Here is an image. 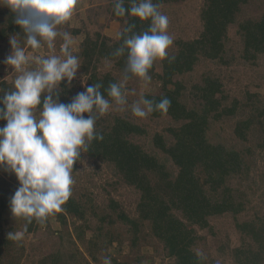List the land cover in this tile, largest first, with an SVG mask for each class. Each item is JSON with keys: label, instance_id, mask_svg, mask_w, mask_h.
<instances>
[{"label": "trees", "instance_id": "trees-1", "mask_svg": "<svg viewBox=\"0 0 264 264\" xmlns=\"http://www.w3.org/2000/svg\"><path fill=\"white\" fill-rule=\"evenodd\" d=\"M185 1L153 0V3L158 4L160 10L165 4H180ZM247 2L248 0H204L201 11L204 30L201 35L192 40H178V51L169 54L175 56V60L172 62L168 59L161 60L162 70L159 72L155 71V63L149 70L150 81L158 84L160 92H147L143 96L154 102H159L164 97L171 101L167 113L157 110L150 115L152 117L167 115L180 124L178 127L167 128L173 139L161 132H156L153 136L154 146L178 168L176 174L169 170L166 161L165 163L160 161L135 139L146 134L143 126L120 115H115L111 119L108 114L99 116L95 127L103 135V139L93 140L84 154L95 163L111 167L121 185L133 187L140 193L136 205L137 215L131 216L117 200L110 198L107 209L100 212L97 218V229L92 231L94 234L88 240L86 233L88 229L91 230L93 222L88 216L89 211L92 216L99 215L96 211V201L93 195H87L86 198L81 195L76 199L72 187V196L62 206L63 211L56 213L54 217L61 224L67 223L68 216H74L76 220L81 221L76 226V238L72 239V242L78 240L82 243L90 242L87 251L91 258H79L80 251L72 248L66 253L62 250L49 253L39 260L40 264H72L73 261H75L73 264H103L104 257L99 254L100 249L103 248L105 251L116 241L119 242L116 254L107 255L111 257L112 264H131L128 256H123L122 240L111 234L108 229L103 232V223L113 226L117 222L123 224L126 232L130 234L131 248L136 249L142 244H150L155 238L163 244L161 247L163 253L174 259V264H207L206 258H201L193 248L199 240L197 229L210 228L209 217L225 213L237 215L244 210L245 202L241 195L237 194V188L231 186L228 180L238 175L245 177L247 183L251 178L249 173L251 164L245 160L242 150L223 142L213 143L207 137L210 119L235 115L239 100H234L230 106L225 104L228 96L224 94L223 82L218 77L206 75L200 84L194 86L200 107H190L182 100L185 85L181 80L175 79V76L192 71L201 57L227 62L222 56L227 30L230 25L239 21L241 5ZM106 5L104 10L107 16L122 24L120 33L130 24H135L133 29L135 32L145 31L149 27L150 21L115 15L113 0H107ZM129 6L128 0H125V7ZM93 9L94 6H91L88 10L91 12ZM15 17L16 14L10 9L9 30H1V37H5L6 31L18 33L22 37L26 36L21 26L15 23ZM238 27V33L244 39L247 59H254L256 53L264 52V13L256 21L240 20ZM87 32L77 54L81 60L80 68L87 77L86 86L101 84V93L105 99L112 101L114 99L108 96L107 89L111 83H119V78L110 72L100 74L97 62L101 59L114 61L120 70L125 71L127 51L120 56L114 55L122 45L123 39L120 33L118 38L112 39L103 35L101 31H96L93 35ZM80 33L82 30L77 28L71 31L73 35ZM126 74L129 78L133 77L130 73ZM74 84L62 83L59 102L65 104L71 102L75 92ZM11 90L5 80L0 82V96L5 91ZM255 95L257 94H250L249 97ZM38 109L41 108L38 106ZM257 117L264 119V107L258 108ZM0 123L5 125L6 121L0 120ZM252 124L251 120L239 122L236 126L238 137L245 140L246 129ZM259 146L264 150V139ZM252 162H257V159L253 158ZM2 172L6 173V170L0 168V173ZM16 190L8 179L0 175V218L11 205V197ZM48 221L49 218L46 222ZM25 227V234L35 233L38 223L33 220L28 224L18 218L17 226H9L7 229L0 227V264L18 263L21 256L16 257L12 251L15 249L23 254L25 248L21 242L17 243L9 239L8 233L24 230ZM236 227L241 233L250 236L254 242V246L250 244L237 247L236 255L242 257L243 264H263V228L254 221H238ZM135 259L138 264L148 263L145 255L136 256Z\"/></svg>", "mask_w": 264, "mask_h": 264}, {"label": "rangeland", "instance_id": "rangeland-1", "mask_svg": "<svg viewBox=\"0 0 264 264\" xmlns=\"http://www.w3.org/2000/svg\"><path fill=\"white\" fill-rule=\"evenodd\" d=\"M106 2L107 0H80L71 20L57 26L60 33L67 32L69 34L72 41L71 50L73 55L77 56L81 43L84 41L86 33H88L87 31L91 35L96 31H101L103 35H107L112 39L118 38L122 24L119 21L111 20L107 16L104 10L107 6ZM91 6H94V9L90 12L88 9ZM203 6L204 0H186L180 4H165L160 8V11L169 18L167 31L173 38V44L168 49L169 54L178 51V40H192L201 35L204 30V23L201 18ZM263 13L264 0H248L247 3L241 5L238 20L252 19L256 21L261 18ZM9 15L10 8L0 7V82L5 80L13 90L14 80L18 73L13 70L11 65L5 63L6 58L12 53L10 41H17L18 46L25 49L26 55L30 58V63L25 67L27 70H33L38 67L35 63L37 58H47L51 55L63 58L60 51L63 36L56 38L54 49H48L47 44L42 42L39 49L33 50L30 46H27L26 36L22 37L18 33L6 31L5 37H1V30H9ZM239 21L230 25L227 30V38L224 41L225 50L222 54L227 62L222 63L219 59L212 60L201 57L192 71L175 76V79L181 80L185 85L182 100L190 107H200L196 94L197 90L194 86L200 84L206 75L218 77L223 82L224 94L228 96L227 101L224 102L225 104L230 106L234 100H239L235 115H224L219 119H210L207 137L213 143L223 142L242 150L245 160L251 164L249 171L251 178L247 183H245V177L238 175H234L228 180L231 186L237 188V194H240L245 202L244 210L237 215L225 213L209 217L210 228L197 229L199 240L196 241L193 248L198 254H203L207 264H217V262L219 264H243L242 257L236 255V248L250 244L254 246V242L250 236L241 233L237 229L236 222L254 221L263 228L264 233V150L259 146L264 139V123L259 122H264V119L257 117L258 108L264 107V52L256 53L254 59L245 57L244 39L238 33ZM74 28L81 29L82 33L71 34ZM78 59L81 63L80 58ZM155 64V71H161V60H157ZM97 66L100 74L110 72L119 78V83H124L128 101L126 106H119L114 100L110 101L111 108L105 115L108 114L110 119L115 115H120L143 126L146 129V134L135 137V139L141 143L145 150L156 155L160 161L164 163L166 161L169 170L176 174L178 168L159 148L154 146L153 136L156 132H161L171 138L172 135L167 131V128L170 126L178 127L180 124L174 122L167 115L152 117L149 114L146 118H138L131 112L132 104L139 100L144 93L160 92L158 84L154 81L145 82L136 76L125 81L126 71L120 70L114 61L101 59L100 62H97ZM86 78L80 68L76 78L72 81L75 83V92L74 95H71L75 97L77 93L85 90L87 87ZM63 82L67 83L66 80L62 81L59 90L63 88ZM254 93L257 95L250 98V94ZM40 110L38 108L36 110L37 118H39ZM246 120H251L253 124L246 129V139L242 140L236 133V126L239 122ZM3 126L0 123V127ZM253 158H256L257 162H252ZM0 175L8 179L15 189L19 187V181L14 173L6 171V173L2 172ZM72 176L75 181L73 196L78 199L81 195L83 198H86L87 195H93L96 201V211L99 212V215L92 216L89 211L88 216L92 218L93 222L91 230L88 229L86 233L88 240L94 234L92 231L97 229V218L100 216V212L107 209L110 198L117 200L131 216L137 215L136 205L140 193L133 187L121 185L111 167L95 163L82 153V156L73 166ZM80 222L74 216H68L67 223L61 224L56 217L51 216L44 225L38 223L37 231L25 234V238L21 242L25 248L23 254L13 249L12 252L16 257L21 256L17 264H40L39 260L47 254L61 252V250L66 253L69 251L68 249L71 250L72 248L80 251L78 253L79 258L90 259L91 256L87 251L90 242L82 243L79 240L72 242V239L76 238V226ZM14 225H18V218L14 217L11 205H9L0 218V227L7 229L9 226ZM103 229V232L108 229L111 234L113 233L114 236H118L122 240L121 250L123 256H128L131 264H138L135 257L143 255L148 260V263L144 264H174V259L163 253L161 249L163 244L155 238L151 240L152 243L142 244L140 248L135 249L130 247V234L128 231L126 232L125 226L120 222L113 226L103 223ZM4 233L7 232L4 231ZM118 244L119 242L116 241L105 251L101 248L99 254L103 257L112 253L116 254Z\"/></svg>", "mask_w": 264, "mask_h": 264}, {"label": "clouds", "instance_id": "clouds-1", "mask_svg": "<svg viewBox=\"0 0 264 264\" xmlns=\"http://www.w3.org/2000/svg\"><path fill=\"white\" fill-rule=\"evenodd\" d=\"M79 3L80 0H0V7L6 6L16 14L15 23L23 29L31 49H39L42 42L48 49H54L56 38L63 36L60 48L63 58L40 57L35 60L38 67L27 70L29 56L17 41L11 40L12 53L5 60L18 75L13 90L0 96V120L6 121L0 127V168L14 173L19 181L11 197V211L28 224L35 220L44 225L49 217L63 211L75 183L73 166L93 140L103 139L96 130V122L111 108L99 83L87 86L68 104L59 102L61 82L66 80L71 85L80 63L72 53L69 34L60 33L57 26L71 20ZM128 3L130 6L126 8L125 0H113L115 15L135 17L150 24L142 32L133 31L135 24L125 27L120 33L123 43L114 55L127 51L126 73L149 82V70L157 60H175L168 53L173 44L167 31L169 18L153 0H128ZM128 78L126 74L125 81ZM124 89L123 82L111 83L107 94L117 105L126 106ZM170 106L167 97L154 102L142 95L132 104L131 112L138 118H146L157 110L167 113ZM25 231L26 227L9 232L8 238L20 243ZM198 255L203 258L202 253ZM103 264H112L111 257L105 256Z\"/></svg>", "mask_w": 264, "mask_h": 264}]
</instances>
